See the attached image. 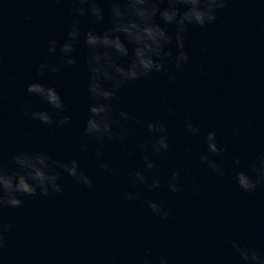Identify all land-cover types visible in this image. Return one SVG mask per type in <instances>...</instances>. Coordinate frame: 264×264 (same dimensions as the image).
Instances as JSON below:
<instances>
[{
    "label": "water",
    "instance_id": "1",
    "mask_svg": "<svg viewBox=\"0 0 264 264\" xmlns=\"http://www.w3.org/2000/svg\"><path fill=\"white\" fill-rule=\"evenodd\" d=\"M102 6L105 20L93 26L82 18L83 31L108 26L106 0ZM71 20L67 3L0 0V164L15 168L13 155L44 151L56 159L80 160L93 178L92 188H87L65 173L62 193L21 196V207L0 208V223L13 225L4 234L2 264H156L157 255L167 256L169 264H240L228 243L231 239L264 250V188L245 193L234 179L237 170L254 175L249 165L264 153V0H228L215 24L205 29L190 26L186 48L192 63L175 83L156 74L119 93L117 111L125 108L143 121H167L170 150L156 158L159 172L148 175L166 181L179 169L182 191L177 194L167 187L151 192L143 185L132 188L130 173L142 167L136 146L153 138L139 124L130 122L135 131L128 140L103 149L105 159L118 170L116 177L99 172L97 162L80 153L89 103L86 47H77V65L62 67L54 80L36 71L41 61L56 62L45 41L62 42ZM201 66L207 76L199 74ZM36 80L53 84L68 105L64 114L71 120L63 129L41 124L24 112L26 100L48 107L27 93L28 84ZM186 116L202 135L214 130L228 147V153L211 157L221 165L223 176L199 163L205 146L185 131ZM233 127L240 128L238 135H233ZM85 142L90 151L98 147L95 140ZM122 147L136 149L135 156L126 158ZM188 147L191 153L185 151ZM234 156L240 157L239 168L232 164ZM194 181L200 185L198 192L192 191ZM130 190L163 203L171 218L152 216L146 200H126Z\"/></svg>",
    "mask_w": 264,
    "mask_h": 264
},
{
    "label": "clouds",
    "instance_id": "2",
    "mask_svg": "<svg viewBox=\"0 0 264 264\" xmlns=\"http://www.w3.org/2000/svg\"><path fill=\"white\" fill-rule=\"evenodd\" d=\"M56 5L67 3L72 17L66 36L60 39L51 38L45 41L48 53L53 54L56 62L41 61L36 69L39 76L45 74L54 80L62 67L77 65V47L83 43L87 52L84 65L87 71L86 91L88 107L83 133L80 137L79 151L85 158L97 162L98 171L118 176V170L104 157L103 149L128 140L135 129L129 124H139L146 128L153 138L136 146L142 155V167L130 173L133 189L143 185L147 191L167 187L170 193L182 191L180 184L181 171H171L166 181L160 175L148 173L159 172L161 165L157 157L169 152L170 137L167 121L163 118L143 121L125 108L117 111L115 105L120 99L119 93L130 84L142 79L164 74L168 81L175 83L179 75L192 63L186 48V34L190 26L202 29L216 23L219 10L226 7L228 0H106L108 5V26L103 31L95 27L82 30V18L90 25L105 20V0H53ZM170 26L174 29L170 31ZM59 49V51H57ZM202 52L206 49H201ZM201 76H207L201 66ZM27 93L34 95L47 105L38 108L30 101L24 102L23 110L32 120L44 125H55L63 129L71 120L68 105L53 84L36 80L29 83ZM168 116L174 109H167ZM184 129L191 136L198 138L205 146V151L198 157L201 165L207 166L213 173L224 175L221 165L211 157L228 153V147L222 144L214 130L202 135L200 127L190 117L184 119ZM239 127H233V135H238ZM86 138L95 140L98 147L90 151ZM136 149L122 147L126 158L134 157ZM191 153L190 147L186 148ZM15 168L0 164V208H18L24 204L21 196L33 197L38 193L48 197L53 193H62L61 181L66 173L77 184L92 188L93 178L82 167L80 160L70 161L56 159L44 151H22L12 157ZM232 164L239 168V156L232 158ZM254 175L248 171H235V183L245 193L255 192L257 187L264 188V153L258 154L256 161L249 165ZM193 192L200 190L195 181L191 185ZM128 201L146 200L152 216L168 220L170 210L161 202L146 199L142 191H127L124 194ZM12 224L0 223V249L5 247V232L12 229ZM238 254L240 264H264V250L257 247L241 246L235 239L228 241ZM156 264H169L165 255L155 257ZM2 264V261H0ZM144 264H151L145 260Z\"/></svg>",
    "mask_w": 264,
    "mask_h": 264
}]
</instances>
